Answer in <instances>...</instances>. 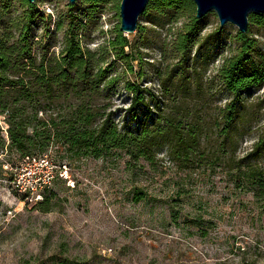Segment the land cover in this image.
I'll list each match as a JSON object with an SVG mask.
<instances>
[{"label": "rangeland", "instance_id": "374dc122", "mask_svg": "<svg viewBox=\"0 0 264 264\" xmlns=\"http://www.w3.org/2000/svg\"><path fill=\"white\" fill-rule=\"evenodd\" d=\"M39 4L52 21L47 37L35 50L40 53L45 48L48 57H59L64 29L57 31L56 22L67 23L68 0H39ZM22 12L13 3L7 20ZM206 18L208 25L201 39L217 28L222 32L191 53V93L186 104H181L178 118L199 122L204 133L189 161L170 159L164 146L145 161L120 150L99 159L77 157L62 144L51 143L45 154L54 163L66 165L69 178L56 179L41 200L27 203L10 188L8 180L28 158L11 154L9 163L0 158V264H264V202L253 197L249 183L239 180L241 175L234 169L236 162L254 153L264 134V86L240 97L238 108L246 127L226 148L218 126L232 96L218 72L237 52L238 29L231 24L220 27L213 12ZM119 21L114 4L86 21L81 42L96 59H113L99 51ZM185 22L184 18L159 27L138 19L143 30L126 35L139 46L137 56L141 58L133 63L132 71L115 63L121 79L158 94L157 76L167 82L173 77L169 73L177 64L173 43ZM33 32L34 41H40L43 23L37 20ZM254 39L264 56V30ZM172 102V96L166 97L163 107ZM129 103L130 96L120 86L96 99L100 116H110L118 127L125 121L135 130L126 112ZM171 108H175L173 104ZM2 120L0 117V128L5 129ZM250 166L263 169L264 157H252ZM138 193L142 198L135 201Z\"/></svg>", "mask_w": 264, "mask_h": 264}, {"label": "trees", "instance_id": "16d2710c", "mask_svg": "<svg viewBox=\"0 0 264 264\" xmlns=\"http://www.w3.org/2000/svg\"><path fill=\"white\" fill-rule=\"evenodd\" d=\"M15 2L23 12L7 20ZM118 3L120 0H76L75 4H69L67 23L56 22L57 31L64 29L63 50L59 57H48L45 48L40 53L35 50L37 43L47 37L52 21L51 15L41 10L39 0L33 4L27 0H0V117L6 126L0 128V158L7 159L2 163L11 162V154L21 159L42 156L51 143L62 144L77 157L99 159L112 150H120L133 159L145 161H150L153 152L164 146L168 157L180 163L188 162L190 155L199 149L203 125L197 121L182 122L178 116L183 109L181 104H186L191 93L188 70L193 62L190 58L193 49L203 46L222 29L217 28L201 39L200 34L208 25L207 18H195L191 0L148 1L139 19L159 27L186 19L173 43L177 64L169 72L172 79L167 82L157 73L158 95L150 88L122 80L117 73L116 62L122 64L124 71H132L133 63L141 58L137 56L139 46L129 35L120 32L119 25L99 51L100 55L109 54L112 60L100 56L96 59L82 45L86 21L100 15L106 5L114 4L119 9ZM37 20L43 23V33L41 40L35 42L33 30ZM137 29L141 32L143 27L138 25ZM261 30H264V15L249 14L246 33L237 31L235 36L236 54L226 59L218 72L232 96L218 126L226 148L243 135L246 127L238 108L240 97L264 86V56L254 39ZM195 85L200 87L197 82ZM119 86L130 96L126 112L135 130H130L125 121L118 127L110 116H100L98 112L99 94L114 92ZM169 96L175 108H171L172 104L163 107V101ZM70 101L72 104H67ZM259 156L264 157V134L255 144L254 153L236 162L234 169L241 175L239 180L249 183L253 197L264 202V168L250 166L251 158ZM12 178L13 175L8 181ZM136 195L135 201H139L141 194ZM47 210L41 208V211Z\"/></svg>", "mask_w": 264, "mask_h": 264}, {"label": "water", "instance_id": "95a60500", "mask_svg": "<svg viewBox=\"0 0 264 264\" xmlns=\"http://www.w3.org/2000/svg\"><path fill=\"white\" fill-rule=\"evenodd\" d=\"M33 4L35 0H27ZM149 0H120L119 30L124 34H132L137 30L138 19L144 13ZM195 5V18L201 19L213 12L219 26L231 24L238 32L245 34L248 27V15L251 13L264 15V0H191ZM76 0H68L70 5Z\"/></svg>", "mask_w": 264, "mask_h": 264}, {"label": "built area", "instance_id": "2783aa9c", "mask_svg": "<svg viewBox=\"0 0 264 264\" xmlns=\"http://www.w3.org/2000/svg\"><path fill=\"white\" fill-rule=\"evenodd\" d=\"M66 165H58L47 155L31 157L25 160L15 170L10 188L24 202L33 203L41 200L43 193L48 190L56 179H68Z\"/></svg>", "mask_w": 264, "mask_h": 264}]
</instances>
